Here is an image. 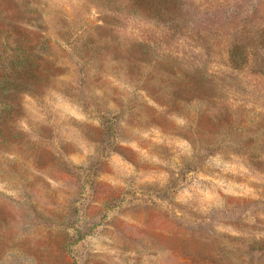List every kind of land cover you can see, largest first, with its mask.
<instances>
[{"label":"rangeland","instance_id":"obj_1","mask_svg":"<svg viewBox=\"0 0 264 264\" xmlns=\"http://www.w3.org/2000/svg\"><path fill=\"white\" fill-rule=\"evenodd\" d=\"M191 1L233 22L236 0ZM129 3L0 0V264H264V77L229 56L244 37L168 33ZM237 4L258 43L264 0ZM26 48L29 91L5 73Z\"/></svg>","mask_w":264,"mask_h":264},{"label":"trees","instance_id":"obj_2","mask_svg":"<svg viewBox=\"0 0 264 264\" xmlns=\"http://www.w3.org/2000/svg\"><path fill=\"white\" fill-rule=\"evenodd\" d=\"M238 1L239 0H236L234 3H224V5L233 8V16L231 17L233 22L230 21V18H226V14H224L225 11H222V7L220 8L217 3L208 6H196V4H194L191 0H130L128 5L129 8L135 9L136 11L138 9V11L142 13L141 15L145 16L147 19H149L151 14L154 15V20L152 21L154 26L157 28L166 29L168 33H172V31H182L183 33L187 32L193 34L195 29L203 27L206 28V30H213L217 33L223 34L228 32V27L231 29V26H228V22L231 23L233 28L232 30H239V32L236 34L234 33V36L238 38L244 37V40L237 41L236 43L234 42V45L232 44L230 46L229 56L232 66L237 68L243 64H247L249 60L254 59L255 62L252 61L251 64H254L256 67L250 69L252 70V74L256 75L257 77H264V30L257 33L259 36L258 43H254L253 39L250 38L252 36H250L248 33H243L244 28L242 25L246 16L244 15L241 17L238 15L239 13L236 9L240 8V4H237ZM120 3L121 6L118 8V12H123V4L122 2ZM182 7H184V12H182ZM115 10L116 9H113L112 12ZM181 16H183V18H181ZM245 37H248L250 40ZM255 48L258 50V57L261 58V62H259L254 55H248L245 53L246 49L253 50ZM260 51L263 52L262 56L260 55ZM21 53L22 54L20 57V53L9 55L8 63H6L7 66H9V69H7V72L5 73L12 78L15 76V73L17 75H20L19 72H21V74H25L23 77L26 78L28 83H25V88L26 91H29L31 85H33L35 81L39 80V75L36 73L37 68L35 70V66L40 65L38 60H40L42 57L40 54L35 53L34 50L28 48L23 50ZM5 73L4 76H6ZM13 81V79L10 81V85L12 86L11 88H14V86L16 87V84L12 83ZM0 89H2V87H0ZM0 105L3 106V109L6 108V106L9 107L10 110H13L11 113L15 112V105L13 104L12 99H3V101H0ZM230 114H232L231 111H226L225 115L223 116L216 115L215 121L212 122V124L214 123L213 126L215 127V130H217V128H226V120L229 118ZM6 115L10 116L9 113ZM2 118H6V116L3 115ZM237 122L240 123L238 125H242L238 126V129H240L241 132H243L245 135L252 134L249 137L242 136L241 138H243V141L240 142V145H246V143L253 141L255 135L253 134L254 126L252 122L249 121L247 124H242V122L239 120ZM232 131L233 129L230 130V132ZM202 240L205 241L204 238ZM204 244L205 243H202L203 247ZM205 251L208 253V255H202L209 257L214 261L216 260L218 262L224 263L227 262L228 259L231 260V257L217 252V247L214 245L213 249H207Z\"/></svg>","mask_w":264,"mask_h":264}]
</instances>
